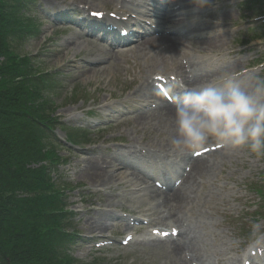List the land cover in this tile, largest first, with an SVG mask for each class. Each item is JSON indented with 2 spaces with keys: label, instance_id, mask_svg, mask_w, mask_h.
Masks as SVG:
<instances>
[{
  "label": "rangeland",
  "instance_id": "obj_1",
  "mask_svg": "<svg viewBox=\"0 0 264 264\" xmlns=\"http://www.w3.org/2000/svg\"><path fill=\"white\" fill-rule=\"evenodd\" d=\"M187 1L193 7L205 6V9L207 4H211L213 14L223 17L225 22L234 23L229 26L227 34H221V41L208 45L210 48L206 46L207 52L202 50L205 45L190 39L185 43L190 64L198 63L206 82L217 83L210 92L212 101L227 104L215 107L213 114L203 121L191 122L187 135L202 145L226 142L227 147L222 146V151H226L210 153L208 160H211L212 171L202 177L197 176V185L191 190H182L186 194L181 203H161L162 209H169L176 218L183 219L190 233L187 239H144L129 247L115 243L102 250L91 246L92 239L104 235L115 236L114 239L120 241L124 228L116 229L111 225L119 213L106 215L100 209H129L136 208L137 204L128 200L129 196L124 191L128 184H92L87 177V164L97 163L104 173L108 170L104 168L107 164L104 162L115 163L117 160L127 166L122 164L115 173L129 176L135 172L133 163L125 157L130 150V139L136 138L139 142L151 140L158 142L157 145L165 142L171 146L174 138L165 122L153 120L145 125L133 119V101L141 99L144 93L142 77L154 73L147 68L150 53L147 50L138 52L137 47L131 48L133 45L126 50L115 51L109 45L110 40L84 35L73 15L82 12L81 9L118 8V5L136 15V7L119 0H35L31 4H20L27 32L14 40L13 50L28 56L36 63L39 72L46 73L44 78L49 84L40 79L36 82L50 102L53 115H56L57 124L51 132V139L61 146L58 151L66 158V164L58 167L57 180L61 178L64 185L76 187L69 192L67 199L70 208L77 212L72 225L82 239L74 247L73 256L85 264L95 259L104 260L107 264H240L239 256L244 254L250 242L257 239L264 248V201L258 193L250 190L257 187L264 192V65H261L264 47L250 48V45L245 47L242 43L247 37L252 38L246 39L249 41L264 36V18L254 21L263 15L264 0L237 6L234 5L244 0ZM219 2L222 3L221 9L217 8ZM185 7L189 11L187 3ZM183 16L189 18L190 14ZM73 38L84 40L89 49L83 47L74 52L68 44ZM176 49L177 54L180 53L179 47ZM204 53L210 55L207 56L210 60L198 57ZM160 57L164 58L163 55ZM224 87H231L227 95L234 97L230 100L227 97L231 95H220ZM241 87L245 89L235 95ZM124 95H129L132 100L126 103L127 108L118 107L120 111L116 117L96 114L98 117L90 118L82 112L87 106ZM250 106H256L257 112L252 115L242 113ZM185 125L186 122L177 123L179 130ZM75 127H87L88 131L78 132ZM130 153L134 154L135 149ZM166 217L169 218L168 214ZM105 219L110 225L101 227ZM94 222L99 226L96 227ZM164 222L160 219L155 225ZM143 230L137 232L142 233ZM166 239L174 242L181 239L187 245H178L192 249L199 255L198 259H190L183 252H173L177 243L164 242Z\"/></svg>",
  "mask_w": 264,
  "mask_h": 264
},
{
  "label": "trees",
  "instance_id": "obj_2",
  "mask_svg": "<svg viewBox=\"0 0 264 264\" xmlns=\"http://www.w3.org/2000/svg\"><path fill=\"white\" fill-rule=\"evenodd\" d=\"M21 3L0 0V264H85L72 254L75 214L57 180L56 116L36 81L49 82L13 50L27 32Z\"/></svg>",
  "mask_w": 264,
  "mask_h": 264
},
{
  "label": "bare ground",
  "instance_id": "obj_3",
  "mask_svg": "<svg viewBox=\"0 0 264 264\" xmlns=\"http://www.w3.org/2000/svg\"><path fill=\"white\" fill-rule=\"evenodd\" d=\"M76 1V0H73ZM123 1H127V0H123ZM89 3V2H87ZM172 36H168V37H159V38H149V39H144L140 42H138V52H143L145 53V51L147 50L148 53H152V63L151 65H148L147 68L148 69H155L156 68V64L157 63H161L164 64L165 61H168L167 58L170 57V55L176 56V48L177 46H179V44L182 42V37L180 38H171ZM221 41L222 40V36L219 35L217 37H215L214 39H205L203 41H197V43H201L203 45H209L211 46L212 44H216L217 41ZM68 44L71 46L72 50H74V52H78L79 50H81L83 47L84 49H89V46H86V42L84 40H79V39H75L73 38L72 40H70L68 42ZM211 44V45H210ZM162 45H164V47H162ZM159 48V52L157 54H155L156 49ZM207 50V49H205ZM160 55H163L164 58L161 59ZM96 57V56H94ZM92 71V69H90ZM180 71H182L180 69ZM99 72V71H98ZM176 72H178V70H176ZM181 79V81L184 83V85H194V84H198L201 82L200 79L196 78L195 79H190L188 78L185 74H180V76L178 77ZM213 82V81H212ZM212 82H208V83H212ZM177 89H179V87H177ZM230 89V88H228ZM227 89V90H228ZM245 88L241 87L238 90H236L235 95L242 93L241 91H243ZM190 92L188 90L184 91L183 94L184 95H188ZM227 95V94H226ZM231 94H228L227 96H229ZM225 96V97H227ZM230 97H234V95L227 97V100H230ZM144 101H158V105L155 108H151L147 111H143V112H137L134 111L133 113V119L135 122L140 123V124H151V121L153 120H158V122L162 123L165 122L166 124L169 125V128H171V130H169L170 136L172 138H174V141H177L178 143L173 141V146H175V144H181L184 145V130L183 129H178L177 123L183 124V122L186 123H191V122H198L200 120H203L205 117L208 116L207 113L201 112L199 111L197 108L195 109L192 106L189 105H184L181 106L179 108L174 107L168 103H165L163 101V99L161 98V96L159 95V93L153 89V88H148L145 92H144V96H143ZM232 101V100H231ZM223 102V101H221ZM109 104H108V108L106 110H109ZM255 112H257L256 106H250L245 108L244 110H242V113H249V114H254ZM226 150L223 151H219V154L224 153ZM86 170H87V177L90 178V180L92 181V183H99L102 182V184L106 183L105 179H104V175L101 171V167L98 166L97 163H88L86 166ZM85 171V170H84ZM212 171V166H210V162L206 161L205 158H200L199 160H197L190 173L187 174L185 180L188 181L187 183L191 187L194 186V183L197 181L198 178H196L197 176L202 177L203 175H207ZM114 174V173H112ZM124 178L120 175V177L118 178L119 181H124ZM132 180H136V179H132ZM165 184H168V181H164ZM135 186V185H134ZM131 187H133V185H131ZM152 194L154 195V197H158V198H163V191L158 190V189H153ZM131 199L134 202H140V201H144V202H148V191H146L145 188H140L138 190L133 191L132 193L129 194ZM171 200H176L179 199V201H182L183 196L181 195V193H179V191H175L173 194L169 195ZM167 198H165L166 201ZM169 200V199H167ZM96 224V222H95ZM170 225V224H169ZM96 226L98 227L99 225L96 224ZM107 224H101V227H106ZM174 228L172 229H177L178 228L181 230V228L179 226H173ZM164 231V232H163ZM161 232L163 233H167V230H162ZM174 243V242H172ZM185 245V244H184ZM183 247L180 245H176L173 247V252L176 253H180L183 252Z\"/></svg>",
  "mask_w": 264,
  "mask_h": 264
}]
</instances>
